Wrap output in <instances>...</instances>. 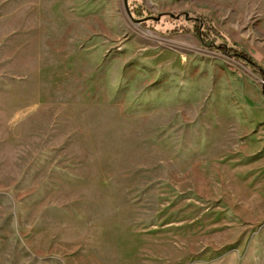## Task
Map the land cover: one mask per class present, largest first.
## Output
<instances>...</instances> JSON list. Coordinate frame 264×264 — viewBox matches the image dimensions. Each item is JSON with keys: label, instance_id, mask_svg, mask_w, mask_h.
I'll return each instance as SVG.
<instances>
[{"label": "rangeland", "instance_id": "obj_1", "mask_svg": "<svg viewBox=\"0 0 264 264\" xmlns=\"http://www.w3.org/2000/svg\"><path fill=\"white\" fill-rule=\"evenodd\" d=\"M188 13L264 70V0H0V264H264V77Z\"/></svg>", "mask_w": 264, "mask_h": 264}, {"label": "trees", "instance_id": "obj_2", "mask_svg": "<svg viewBox=\"0 0 264 264\" xmlns=\"http://www.w3.org/2000/svg\"><path fill=\"white\" fill-rule=\"evenodd\" d=\"M166 32L192 33L200 39L206 48L214 49L221 54L233 57L251 71L258 72L264 77L263 68L247 52L239 49L234 43L229 42L225 32L219 29L205 14L188 13L187 16L184 14L178 20L172 19ZM262 93L264 95V86Z\"/></svg>", "mask_w": 264, "mask_h": 264}, {"label": "water", "instance_id": "obj_3", "mask_svg": "<svg viewBox=\"0 0 264 264\" xmlns=\"http://www.w3.org/2000/svg\"><path fill=\"white\" fill-rule=\"evenodd\" d=\"M169 15H170V16H172V17L174 16V14H173V13H169ZM160 17H161V14H160L159 16H157V17H153V19H155V20H159V19H160ZM176 17H177V18H179V17H180V15H177Z\"/></svg>", "mask_w": 264, "mask_h": 264}]
</instances>
